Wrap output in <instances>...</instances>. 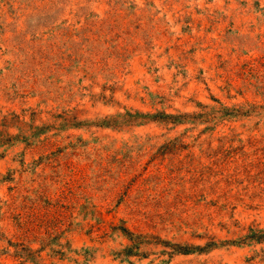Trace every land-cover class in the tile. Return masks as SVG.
Segmentation results:
<instances>
[{
	"label": "rangeland",
	"instance_id": "obj_1",
	"mask_svg": "<svg viewBox=\"0 0 264 264\" xmlns=\"http://www.w3.org/2000/svg\"><path fill=\"white\" fill-rule=\"evenodd\" d=\"M0 264H264V0H0Z\"/></svg>",
	"mask_w": 264,
	"mask_h": 264
}]
</instances>
